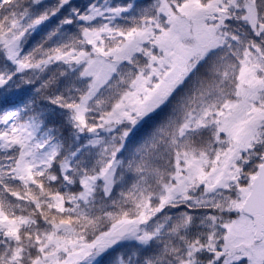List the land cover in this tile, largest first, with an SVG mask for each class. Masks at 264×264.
Here are the masks:
<instances>
[{
  "label": "trees",
  "instance_id": "1",
  "mask_svg": "<svg viewBox=\"0 0 264 264\" xmlns=\"http://www.w3.org/2000/svg\"><path fill=\"white\" fill-rule=\"evenodd\" d=\"M212 3L206 43L218 44L153 113L132 108L126 116L128 95L142 106L159 86L163 70L153 59L162 56L156 43L171 14ZM102 9L112 12L108 20L84 21ZM103 29L99 39L89 37ZM192 30L186 41L198 42ZM10 40L19 41L15 59ZM129 40L139 50L115 58ZM103 59L117 68L101 84L88 69ZM244 72L264 79V0H0V264H33L44 238L65 257L88 253L78 264H251L226 263L223 247L227 225L243 215L240 190L248 193L262 162L264 135L252 143L240 190L231 183L210 196L193 184L166 200L189 164L218 153L217 120L239 100ZM12 116L31 138L7 146ZM46 145L53 153L43 170L21 166ZM108 169L106 181L100 176ZM127 220L137 235L95 256L92 246Z\"/></svg>",
  "mask_w": 264,
  "mask_h": 264
},
{
  "label": "rangeland",
  "instance_id": "2",
  "mask_svg": "<svg viewBox=\"0 0 264 264\" xmlns=\"http://www.w3.org/2000/svg\"><path fill=\"white\" fill-rule=\"evenodd\" d=\"M217 4L212 3L209 6L200 7L195 5L192 7L186 6L179 10L181 12L179 15L171 14L168 30L163 32L158 43H156L161 48L162 56L155 60L153 59L154 68L163 70L162 73L156 72L159 77V86L153 92L151 98H143L144 105L142 106L137 105L139 103L137 95H128L125 104L121 105V109H123L125 114L129 113L127 110H132V108H135L134 112L136 114L141 112L142 114L144 112L147 114L153 113L187 76L193 67V62L209 48L218 44V41L215 40L206 43L207 38L210 36V30L205 26L209 15L215 14ZM102 10V12L94 10L92 14L84 17V21L94 20L100 14L108 20L112 12L106 9ZM191 21L195 26H192ZM195 28L198 35L196 44L186 41L193 33L192 29ZM209 28H212V26H209ZM106 32L107 30L103 29L99 32H93V34L89 32L88 34L95 41L96 35H98L97 39H99ZM135 40L139 42V36ZM199 40H201L200 43ZM134 41L129 40L125 45L122 44L119 50L112 52V55L115 58L119 57L120 60L126 59V57L139 50L138 44ZM5 47L9 57L15 59L19 52V41H7ZM254 66L262 68L260 61L255 62ZM90 68L93 70L95 81L104 84L110 78V74L116 71L117 65H115L114 61L111 63L103 59L92 61L88 70ZM240 83L239 100L229 104L226 112L223 115H219L221 118L217 120V123H219L218 133L224 135L223 139L219 140L221 144L218 153L211 161L203 158L192 165L189 164L186 169L187 175L179 176L178 186L168 190L167 201L183 196L193 184L203 185L205 192L210 196L216 195L220 188H224L231 183H236L238 190L241 189L239 182L245 179L246 175H242V172H244L243 166L251 158L252 143L257 142L264 135V79L255 76L254 73L244 72ZM126 116H129V114ZM7 122L8 132L5 134V144L7 146L14 145L22 137H25V139L31 138L21 128L15 127L13 116L9 120L7 119ZM52 153L53 147L50 145L43 146V150L38 154L29 156L21 161V166L29 167L34 171H41L46 166ZM100 177L106 181L110 180L112 170L108 169ZM243 193H245L246 197L247 192L240 190V195ZM242 203L239 206L240 210ZM135 228L131 230L130 235H137V229ZM109 234L106 238L100 240V243L92 246L93 250L96 248L95 256L118 241V239H112ZM253 234V221L244 214L227 225V234L223 247L226 263H233L243 259L248 260L251 264L264 263V243H255ZM39 237L40 235L35 241ZM46 240H48V243L45 246L41 245L40 248L43 252L34 260L33 264H78L88 254L86 252L83 254L75 253L70 257H65L64 254L58 252L59 243L53 242L51 238H44L43 242ZM18 256V253H16L13 259L15 260ZM7 264H14V262Z\"/></svg>",
  "mask_w": 264,
  "mask_h": 264
},
{
  "label": "water",
  "instance_id": "3",
  "mask_svg": "<svg viewBox=\"0 0 264 264\" xmlns=\"http://www.w3.org/2000/svg\"><path fill=\"white\" fill-rule=\"evenodd\" d=\"M241 211L250 217L255 228L254 241L259 243L264 238V156L252 179L250 190L242 203ZM134 221H126L117 226L109 235L112 239L125 238L134 227Z\"/></svg>",
  "mask_w": 264,
  "mask_h": 264
}]
</instances>
